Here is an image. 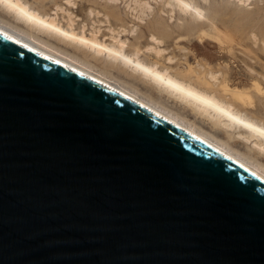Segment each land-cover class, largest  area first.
I'll return each instance as SVG.
<instances>
[{
	"label": "water",
	"instance_id": "obj_1",
	"mask_svg": "<svg viewBox=\"0 0 264 264\" xmlns=\"http://www.w3.org/2000/svg\"><path fill=\"white\" fill-rule=\"evenodd\" d=\"M0 264H264V180L0 32Z\"/></svg>",
	"mask_w": 264,
	"mask_h": 264
},
{
	"label": "bare ground",
	"instance_id": "obj_2",
	"mask_svg": "<svg viewBox=\"0 0 264 264\" xmlns=\"http://www.w3.org/2000/svg\"><path fill=\"white\" fill-rule=\"evenodd\" d=\"M118 1L87 0L90 24L75 13L78 0H0V32L137 101L264 180V163L258 159H264V74L259 78L253 72L251 83L234 84L225 67L200 64L203 58L195 60L198 67L188 61L175 67L177 57L168 53L165 36L178 32L172 40H181L179 29L196 20L220 30L202 5L211 0H154L157 9L151 0H132L124 10Z\"/></svg>",
	"mask_w": 264,
	"mask_h": 264
},
{
	"label": "rangeland",
	"instance_id": "obj_3",
	"mask_svg": "<svg viewBox=\"0 0 264 264\" xmlns=\"http://www.w3.org/2000/svg\"><path fill=\"white\" fill-rule=\"evenodd\" d=\"M99 1L102 3L104 2V0H99ZM85 2H87V0H78L79 8H74V11L83 19V20H81L82 22H87V23L90 22V24H91L92 21L86 15V7H87V3H89V2H87V3H85ZM118 2H119L121 9L124 10L126 7V4L129 2L131 3L133 1L132 0H119ZM151 2L153 3V5L157 9L158 4L154 0H151ZM245 2H246V0L245 1L244 0H242V1L241 0L240 1L239 0H211V2H209V3H203L202 2V5L205 7V9L207 11V14H209L215 20L214 22L218 25L220 30L217 31V30L213 29L208 21L199 19V20H196L190 27L179 29V33L182 34L181 40H178V41L174 40V42L172 40L177 36L178 32L174 33V35H173L174 37L171 35L165 36L167 40H170L169 44L166 45L168 47V49H170L168 51L169 55L174 56L175 58L177 57L176 63L174 66L175 67H184L186 65L185 62L188 61L192 65L198 67V65H196V61L198 64L200 62L201 58H203V60H201L200 64L211 65L215 69L227 68L226 71L229 73L231 72L230 74L228 73L229 78L231 79L232 83H234V84H240L241 85V84L251 83V80H252L251 73L253 74V72L255 74H257L255 76H258L259 78H261L262 75L264 74V73H262V72H264V53H263L264 52L263 51L264 45L262 46V43H261V40H262V42L264 41L263 40L264 38L261 37L262 35L264 36V31H263L264 30V27H263L264 26L263 25L264 24V0H248V2H246V3ZM99 7L102 8L103 6L99 5ZM217 14L219 15L218 17H217ZM251 16H253V17L251 18ZM251 20H253V21H251ZM247 21H250V22H247ZM238 22H240V23H238ZM235 23H237L238 25H236ZM244 23H246V25H247L246 28L244 26ZM251 23H253V25ZM239 24H240V27H239ZM251 25L254 26V28L256 30ZM242 26H244V27H242ZM237 27H238V29L239 28L241 29V27H242L243 32L240 29H239V31H238V29H236L237 31H235L234 29ZM251 28H253L256 32H254V30H252ZM250 29L253 31L252 32L253 34H256L257 39L252 38V35H250L251 34ZM244 30H246L247 32H245ZM257 30H258V32H257ZM209 33H212L213 36L212 35L209 36ZM222 33H224V35L226 37L228 35H231L232 37L228 36L229 37V39H228V38L224 37V35ZM240 33L243 35L241 36ZM258 34H259V39L257 36ZM248 35H249V38H248ZM250 36H251L253 42H252ZM224 38H225V40L226 39L227 40L225 41ZM230 38L232 39V41H230L231 40ZM130 39L133 40V38H130ZM254 39L257 40L256 41L257 45H256ZM258 44H260V45H258ZM258 47H260V49ZM183 48H185V50H187V52L186 51L183 52L184 51ZM247 49L249 50V52H247V54H246V51H248ZM180 50H182V51H180ZM229 50H231V52ZM249 54H251V55H249ZM185 55L187 57L186 60H184L185 58H183V56H185ZM153 57L154 56L151 55L149 58L155 59ZM251 60L253 62H251ZM205 62H206V64H204ZM255 64L257 66H255ZM217 65H219V68H217L218 67ZM222 65H223V67H222ZM250 70H252V71H250ZM255 102L258 103L257 100H255ZM169 104H171V103L169 102ZM239 149H241L242 151H247V149L243 146L242 147L239 146ZM258 159H259V161L264 163L263 158L259 157Z\"/></svg>",
	"mask_w": 264,
	"mask_h": 264
}]
</instances>
